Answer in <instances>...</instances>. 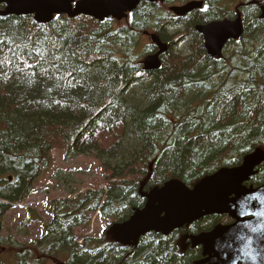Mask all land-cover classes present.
I'll list each match as a JSON object with an SVG mask.
<instances>
[{
    "label": "trees",
    "instance_id": "1",
    "mask_svg": "<svg viewBox=\"0 0 264 264\" xmlns=\"http://www.w3.org/2000/svg\"><path fill=\"white\" fill-rule=\"evenodd\" d=\"M190 1L141 3L119 23L83 16H58L47 25L31 17L0 18V264L2 253L12 254L14 264L201 259V249L186 246L184 238L209 232L220 217L168 236L148 233L135 246L115 243L110 231L145 206L151 189L170 180L191 189L220 169L239 166L254 149L264 150V0H195L203 7L182 18L168 11ZM237 14L244 32L230 45L238 48L225 51L224 62L208 57L195 27ZM143 32L169 45L156 71H142V59L155 54L153 45H140ZM184 39L190 48L177 53ZM132 87L141 99L128 95ZM54 151L97 159L105 187L50 198V219L37 240L4 237L6 214L32 194ZM256 170L248 184L254 188L264 184V164ZM95 214L109 224L99 236L78 237L76 230L88 229ZM22 229L20 223L19 235Z\"/></svg>",
    "mask_w": 264,
    "mask_h": 264
},
{
    "label": "water",
    "instance_id": "2",
    "mask_svg": "<svg viewBox=\"0 0 264 264\" xmlns=\"http://www.w3.org/2000/svg\"><path fill=\"white\" fill-rule=\"evenodd\" d=\"M143 2L155 4L165 0H0V5H5L0 16H31L38 24L50 23L54 16L60 15L70 19L86 16L97 22L111 18L120 22ZM202 6V2L191 1L170 7L169 11L182 18ZM195 31L202 36L208 56L220 58L228 42L242 37L243 26L238 15L235 20L197 26ZM150 39L158 51L143 60L145 72L158 70L159 57L167 52V45L156 35H150ZM261 164H264V151L255 149L243 158L240 166L220 169L191 189L177 180L151 189L145 195L147 202L142 209L134 211L127 221L111 227L113 240L135 246L148 233L168 236L203 218L225 215L233 223L185 237L187 246L201 248V259L191 264H264V185L256 189L245 186Z\"/></svg>",
    "mask_w": 264,
    "mask_h": 264
},
{
    "label": "rangeland",
    "instance_id": "3",
    "mask_svg": "<svg viewBox=\"0 0 264 264\" xmlns=\"http://www.w3.org/2000/svg\"><path fill=\"white\" fill-rule=\"evenodd\" d=\"M139 40L141 46L150 42L149 38L143 34L139 36ZM189 42L190 41L186 39L180 40L175 45V51H177V53L186 54L190 48ZM237 48L238 45H235V47L230 45L227 46L225 50L227 52V50L229 51ZM223 55L227 57L230 53L223 52ZM143 60L144 58L141 61V65ZM224 61L225 58H223V62ZM139 76L143 79L146 78L144 73H141ZM138 92L139 90L137 88L132 87L128 91V95L133 99L139 100L141 99V93ZM136 94L138 98L135 97ZM51 156L52 165L49 170L37 180L32 194L26 201L14 206L12 210L6 214L2 229V235L4 237L11 235L20 243H28L37 240L43 235V226L50 219L47 208V202L50 198L76 197L86 188L105 187L106 182L100 173L99 161L97 159L73 157L68 151H54L51 153ZM56 170L60 172L55 175ZM32 210L34 214L30 213ZM28 217H31V221L26 222ZM229 221V219H222L221 217L219 220L220 223H228ZM20 223L23 227L21 230L23 235L17 233ZM108 224V220H102L95 214L92 216L89 228L85 230H76V235L78 237L99 236ZM12 257V254H1V260L4 261V264H14Z\"/></svg>",
    "mask_w": 264,
    "mask_h": 264
},
{
    "label": "flooded vegetation",
    "instance_id": "4",
    "mask_svg": "<svg viewBox=\"0 0 264 264\" xmlns=\"http://www.w3.org/2000/svg\"><path fill=\"white\" fill-rule=\"evenodd\" d=\"M143 33H145L146 36H147L148 38H150V35L152 34V32H148V33H147V32H143ZM143 33H142V34H143ZM145 34H144V35H145ZM148 44H151V41H150ZM151 45H153V44H151ZM153 46L155 47V53H156L158 49H157V47H156L155 45H153ZM167 46H168V50H169V45L167 44ZM168 50H167V52H168ZM167 52H166V53H167ZM207 55H208V54H207Z\"/></svg>",
    "mask_w": 264,
    "mask_h": 264
}]
</instances>
